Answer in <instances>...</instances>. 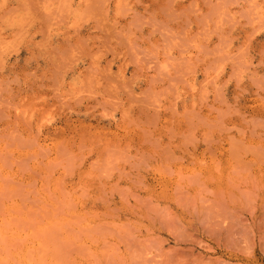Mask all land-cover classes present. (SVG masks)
I'll return each instance as SVG.
<instances>
[{
  "label": "rangeland",
  "instance_id": "1",
  "mask_svg": "<svg viewBox=\"0 0 264 264\" xmlns=\"http://www.w3.org/2000/svg\"><path fill=\"white\" fill-rule=\"evenodd\" d=\"M0 264H264V0H0Z\"/></svg>",
  "mask_w": 264,
  "mask_h": 264
},
{
  "label": "bare ground",
  "instance_id": "2",
  "mask_svg": "<svg viewBox=\"0 0 264 264\" xmlns=\"http://www.w3.org/2000/svg\"><path fill=\"white\" fill-rule=\"evenodd\" d=\"M101 7V6H100ZM101 9V8H100Z\"/></svg>",
  "mask_w": 264,
  "mask_h": 264
}]
</instances>
